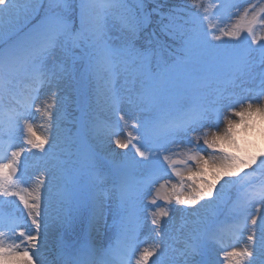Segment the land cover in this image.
<instances>
[{"label":"snow or ice","instance_id":"obj_1","mask_svg":"<svg viewBox=\"0 0 264 264\" xmlns=\"http://www.w3.org/2000/svg\"><path fill=\"white\" fill-rule=\"evenodd\" d=\"M190 3L195 11L187 18L171 9L163 26L179 45L173 67L191 66V74L175 76L188 103L173 116L176 101L159 79V54L138 46L142 21L129 15L126 0H0L7 45L0 46V203L15 209L0 212V264H212V245L220 246L223 264H264V44L252 47L264 39L256 31L264 26V6L250 4L230 28L205 29L209 7ZM152 12L160 15L159 7ZM224 37L237 46L213 43ZM257 77L256 88L246 87ZM92 78L110 93L105 107L89 103ZM34 107L43 136L33 127ZM130 120L121 139L118 125ZM106 139L132 157L106 147ZM180 144L188 148L185 158L173 159L180 153L170 146ZM26 154H38L41 169L31 190L20 186ZM165 164L179 185L162 193L161 184L151 194L167 175ZM149 205L155 210L146 217ZM174 205L184 214L179 248L165 239ZM225 208L232 216L227 226L220 220ZM108 210L118 240L105 248L91 237L102 222L107 226ZM148 219L155 241L141 249ZM244 230L243 246L224 250L225 233Z\"/></svg>","mask_w":264,"mask_h":264},{"label":"rangeland","instance_id":"obj_2","mask_svg":"<svg viewBox=\"0 0 264 264\" xmlns=\"http://www.w3.org/2000/svg\"><path fill=\"white\" fill-rule=\"evenodd\" d=\"M47 2V1H46ZM150 2H153V3H156V4H159L160 3V0H150ZM250 4H256L257 5V8H259L260 6H264V0H243L241 3H239L238 5L234 6L231 10H232V13L230 15H228V13H230V11L226 10V12L222 15V17H218L219 20L222 19V18H228V20H220L222 21L221 22H218L217 20L213 21L212 18L209 23H212V24H217L218 28H230L233 24L237 23L240 16L244 13V10L249 8V5ZM161 6V5H160ZM252 11H254V9H249V15H251ZM208 23V24H209ZM207 27V26H206ZM205 27V29H207ZM257 35L258 37H264V26H257ZM243 35H247L246 33H243ZM249 41H250V38H249ZM1 43H4V40L2 38H0V44ZM213 43H216V44H219L220 45V48L221 49H226V48H232V47H235L237 46L235 41H231L228 37H224L223 38V41L222 42H216L214 41ZM250 43V42H249ZM259 44H264V39H258L257 41V45L258 46ZM256 46H252L253 48H255ZM226 71V69L224 70V72ZM204 72V71H202ZM181 76H184V75H181ZM256 81L258 82L259 84V78L257 77ZM98 85H101V81L97 82ZM23 87V86H22ZM122 90V89H121ZM105 93H101V89L99 91V93H101V95H99V98L101 99H98V101L95 99L94 100V105L96 106L97 104H99L100 107H105L106 104V97H107V92L104 91ZM166 93H167V96L169 97V99L171 100H174L176 101V103L172 106L174 108H178L180 107L181 105H183L184 103L186 104L185 99H182L183 95H184V92H183V87L175 81V78H173L167 88H166ZM48 95V93L45 91L44 93L41 94V101L44 99L43 97L45 95ZM97 93H96V96H98ZM41 101H37L38 104L41 103ZM121 108L124 112H129L131 110V107L130 105H128L126 102L123 103L121 105ZM35 107L32 109L34 110ZM36 112V111H35ZM38 115V117L34 120H32V123H36L34 125L37 126V129H42V132L44 131L42 126L44 124V121L41 117V115L39 113H36ZM133 121H129L128 122V125H125L123 122H120L118 127L119 128H122V130L124 129V131H122V133L120 134V138L123 139L125 134L128 132V131H131V123ZM223 126V122L221 123V127ZM121 130V129H120ZM38 135H41V134H38ZM43 136V135H41ZM115 137H113L114 139ZM107 143H109L108 140H106ZM200 144L203 146V142L200 141ZM173 148V150L175 151H178L180 153V155L178 156H174L173 159H183L185 158L184 157V153L188 151V148L187 146H183L182 144H180L179 148H177L175 145H172L170 146ZM206 147V146H205ZM119 149V148H118ZM211 151V150H209ZM118 153H124V154H127L128 158H131L133 153L128 151L127 149H119L118 150ZM137 159H139L137 157ZM189 163V162H188ZM190 164V163H189ZM191 165V164H190ZM165 167H167V165L165 164L164 165ZM192 166L194 167V164H192ZM178 168H183V165H177ZM167 170L170 172L171 170L167 168ZM186 175V173H185ZM167 176V175H165ZM175 180H169L168 181V184H166L165 186V189L162 190V193L163 192H170L171 191V188L173 186V184H176L177 186L179 185V180L178 178H176L174 176ZM161 184H164V182H162ZM160 184V185H161ZM160 185H158L157 187L154 188V191L152 192V194L155 193L156 189H158L160 187ZM187 188V185L185 184V189ZM29 190H31V188H29ZM151 199V198H150ZM150 199H147L148 201ZM11 200H15V198L11 199ZM148 201H146V199L144 198L143 200V203L145 205H148ZM159 201V200H158ZM159 204V203H158ZM11 206V208H14L13 204H9ZM15 205L19 208L22 209V205H19V202L18 201H15ZM161 207H164L165 205L163 204H159ZM150 207V205H149ZM182 206L180 205H174V208L171 212V219L169 218H165V220L168 222L167 223V227H166V242L171 245V246H175V248H179L183 239H184V235L179 231V227H180V224H181V217L184 215L183 213H181L180 211H177L176 209L180 208ZM251 209H255L254 206L250 207ZM155 209L153 207H150L148 208L147 211L144 212V216H148L149 214V211H154ZM109 213V212H108ZM111 217V214H109V216H107V220H109ZM147 224L149 225L146 229V231H149L150 233L153 231L152 230V225L150 223V219L147 220ZM106 228H108V226H104L103 225V222L101 224V227L99 228V231H102L103 229L105 230ZM170 230V231H169ZM155 234V233H154ZM246 240L243 239L242 241H240L239 243H241L239 246H243V243L245 242ZM230 250V249H229Z\"/></svg>","mask_w":264,"mask_h":264},{"label":"trees","instance_id":"obj_3","mask_svg":"<svg viewBox=\"0 0 264 264\" xmlns=\"http://www.w3.org/2000/svg\"><path fill=\"white\" fill-rule=\"evenodd\" d=\"M142 1H143V4L148 8L149 10L148 13H152L151 16L152 18L155 19L157 24H159V21H160L159 19H162L163 16L165 17L168 16V13L171 9H177L178 11L181 6L185 5V0H160L159 4L150 2V0H142ZM157 7H159L160 15L156 14L155 12H152V10ZM177 11H176V14H177ZM161 15L162 17H160Z\"/></svg>","mask_w":264,"mask_h":264},{"label":"bare ground","instance_id":"obj_4","mask_svg":"<svg viewBox=\"0 0 264 264\" xmlns=\"http://www.w3.org/2000/svg\"><path fill=\"white\" fill-rule=\"evenodd\" d=\"M46 96H47V94L43 98L45 99ZM34 124H36V123H34ZM34 124H33V127H34L35 131L37 132V134H41V135H45L46 134V130H45L44 126H42V128L44 130L42 132V129H37V126L34 125ZM106 140H105V146L108 147V148H110V149H114L116 152H118L119 149L116 148V145L114 143L109 144V143L106 142ZM21 187H25V186H21ZM32 187H34V184L31 185V188ZM46 195H47V193H46Z\"/></svg>","mask_w":264,"mask_h":264}]
</instances>
